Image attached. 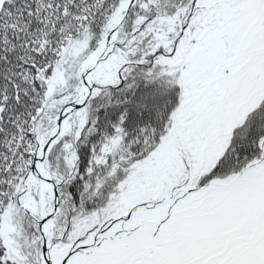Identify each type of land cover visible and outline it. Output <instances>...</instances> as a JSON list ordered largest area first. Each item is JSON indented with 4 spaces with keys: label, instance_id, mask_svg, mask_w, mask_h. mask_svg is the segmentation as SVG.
<instances>
[{
    "label": "snow or ice",
    "instance_id": "obj_1",
    "mask_svg": "<svg viewBox=\"0 0 264 264\" xmlns=\"http://www.w3.org/2000/svg\"><path fill=\"white\" fill-rule=\"evenodd\" d=\"M0 264H264V0H0Z\"/></svg>",
    "mask_w": 264,
    "mask_h": 264
}]
</instances>
